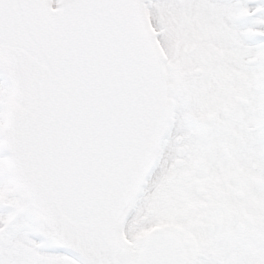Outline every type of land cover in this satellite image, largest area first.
Masks as SVG:
<instances>
[{"label": "snow or ice", "instance_id": "6c2138e0", "mask_svg": "<svg viewBox=\"0 0 264 264\" xmlns=\"http://www.w3.org/2000/svg\"><path fill=\"white\" fill-rule=\"evenodd\" d=\"M0 264H264V0H0Z\"/></svg>", "mask_w": 264, "mask_h": 264}]
</instances>
